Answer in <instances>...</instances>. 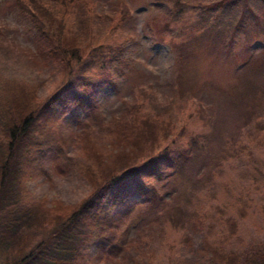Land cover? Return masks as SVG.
<instances>
[{
    "label": "trees",
    "instance_id": "obj_1",
    "mask_svg": "<svg viewBox=\"0 0 264 264\" xmlns=\"http://www.w3.org/2000/svg\"><path fill=\"white\" fill-rule=\"evenodd\" d=\"M57 1L65 3L11 0L10 6L32 24L30 50L16 48L0 25V50L22 68L28 67L26 75L37 78L31 84L21 78L5 99L0 91V264H152L146 256L150 245L140 246L144 231L150 237L151 231L146 230L161 224L181 230L193 219L189 228L196 229L201 219L209 218L206 211L197 215L195 207V192L213 184L210 169L199 167L207 162L206 153L219 150L218 158L225 152L237 155L241 128L252 130L250 138L264 146V0H167L169 8L150 17L158 22V33L168 32L171 24L178 26L182 37L171 44L173 66H180L196 45L213 52L221 49L233 58L236 81L229 89L199 87L200 93L209 96L197 112L207 130L190 137L185 146L175 142L171 146V140L162 136L165 133L155 135L167 129L165 123L157 122L165 98L159 105L147 101L138 106L134 96L122 103L118 115L102 122L96 113L97 95L104 85L115 83L114 75L128 77V61L122 56L126 40L114 46L97 44L96 38L91 40L93 34L89 39L73 35L52 12ZM117 3L123 18L127 8L120 0ZM253 42L259 43L256 52L249 50ZM47 77L56 81V87L37 100L36 90L46 84L38 81ZM186 79L181 73L175 77L177 95L182 97L191 93ZM137 91L143 94L145 86ZM81 112L96 123L81 121L79 131L70 135L95 145L99 154L95 171L66 157L60 147L63 131L52 124L65 115L77 120ZM246 152L253 168L256 159L249 148ZM47 154L65 159L76 173L96 179V186L79 204L61 201L52 189L37 200L23 195L25 179L51 180L42 164ZM196 166L198 177L194 176ZM175 185L179 188L174 189ZM235 199V217L227 216L222 222V226L227 223L222 241L199 238L191 264H264V238L248 251L226 247L237 231V218L246 214L245 199L240 195ZM227 207L216 212L221 216ZM260 212L264 222V205ZM130 214H134L132 223L121 229ZM129 227L134 230L131 235Z\"/></svg>",
    "mask_w": 264,
    "mask_h": 264
},
{
    "label": "rangeland",
    "instance_id": "obj_2",
    "mask_svg": "<svg viewBox=\"0 0 264 264\" xmlns=\"http://www.w3.org/2000/svg\"><path fill=\"white\" fill-rule=\"evenodd\" d=\"M67 1L65 0V3L57 1L52 4V12L61 19L59 21L63 22L66 31L71 30L73 35L88 39V35L93 34L91 40L96 38L97 44L103 42L104 45L116 46L126 40L127 47L122 56H125L124 59L128 61L125 69L128 77L121 78L119 75H114L115 83L104 85L97 95L96 113L103 120L102 122L118 115L123 109L122 103L128 102L134 96L135 104L138 106H145L147 101L159 105L162 98H165L166 106L158 116L157 122L165 123L167 129L166 131L158 130L155 134L158 138L165 133L162 136L166 137L167 141L171 140V146L174 142L185 146L190 137H195L207 130L197 112L198 108L207 102L209 96L200 93L198 89L202 84L229 89L235 83L233 58L231 59L229 54L221 53V49L213 52L212 49L206 50L196 45L191 48L187 59L181 60L180 66L178 64L173 66L174 53L171 44L178 42L182 37L177 34L178 26L171 24L172 27L168 32L158 33L156 31L159 29L158 22L154 23L150 19L153 15L160 16V11L169 8L171 2L167 0H120L128 11L123 18L117 0ZM193 1L198 3L200 0ZM10 3L11 0H0V25L3 27V34L5 38L14 42L16 48L30 50L34 43L32 24L29 21L31 30L26 21L28 18L18 13L14 7L10 6ZM52 27L47 29L51 30ZM65 34L69 37L68 33ZM175 34L177 35L174 36ZM237 40H241V37L238 36ZM258 48L259 43L256 42L249 46L252 52H256ZM4 53L0 50V91L5 99L18 80L29 79L31 84L36 83L37 78L26 75L25 71L27 72L29 68H22L16 63L14 57ZM2 62L5 65H2ZM180 73L192 86L191 93L183 97L177 95L175 88V77ZM54 81L49 77L38 81V83L46 82V84L43 87L38 88L40 85L37 87V100L44 99L56 87L57 83ZM141 86H145L143 94L136 92ZM150 94L154 96L148 99ZM0 101H2L1 96ZM81 121H89L92 125L96 123L90 120L86 113L81 112L77 120L65 115L52 124L63 131L62 134L58 128L64 142L60 147L63 148L66 157L73 163L79 162L95 171V164L99 158V154L96 155L95 145L93 143L90 145L88 140L82 137L74 140L70 135L79 131L78 124ZM230 124H226V130L230 128ZM241 131L240 136L243 135L241 140H237V155H229L227 154L229 152H225L221 158H218L219 150L212 154L206 153L207 162L199 165L200 169L205 167L210 169L213 184L211 188L207 185L195 192L198 198L195 202L198 210L196 214L206 211L209 218L201 219L196 229L189 228L190 222L195 221L193 219L187 223L188 227L181 230L161 224L155 225L154 230L150 227L146 230L151 231L150 237L145 236V231L143 232L140 246L145 247L147 243L150 245L151 248L146 252V256L151 259L152 264H191V260H195L193 252L197 248L199 238L221 242V235L227 230V223L222 226L223 219L230 215L235 217L234 208L237 205L235 198L238 195L242 196L247 203L246 214L243 218H237V231L225 242L226 247L238 252L248 251L256 242L264 238V222L260 212L264 205V146L260 145L256 139L250 138L253 131L249 128H241ZM100 138L95 139L103 141ZM176 147L179 146H174ZM247 148L253 153L257 162H254L253 168L247 160ZM42 164L50 172L51 180H41L37 176L25 179L23 195L29 199L37 200L43 193L48 195L47 190L52 189L61 201L75 206L84 199L91 188L96 186L95 178L88 179L76 173L75 168L71 170L65 159H60L53 154L45 155ZM195 171L194 176L198 177V166ZM177 188L179 186L175 185L174 189ZM24 201L27 202L25 198ZM225 204L228 207L219 216L216 208H221ZM133 215L130 214L126 218L121 229L132 223ZM129 230L131 231L129 235L133 234L132 227H129Z\"/></svg>",
    "mask_w": 264,
    "mask_h": 264
}]
</instances>
